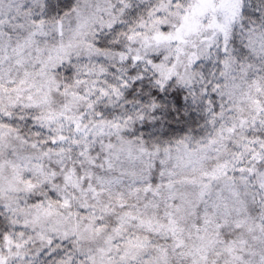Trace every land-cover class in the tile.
I'll return each mask as SVG.
<instances>
[{
	"label": "snow or ice",
	"instance_id": "snow-or-ice-1",
	"mask_svg": "<svg viewBox=\"0 0 264 264\" xmlns=\"http://www.w3.org/2000/svg\"><path fill=\"white\" fill-rule=\"evenodd\" d=\"M0 264H264V0H0Z\"/></svg>",
	"mask_w": 264,
	"mask_h": 264
}]
</instances>
